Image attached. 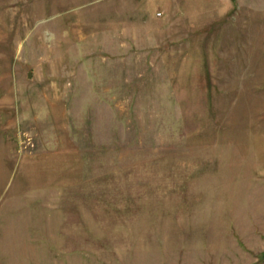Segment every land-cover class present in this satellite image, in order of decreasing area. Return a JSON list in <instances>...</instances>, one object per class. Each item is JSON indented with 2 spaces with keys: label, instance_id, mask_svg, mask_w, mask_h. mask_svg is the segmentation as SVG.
<instances>
[{
  "label": "rangeland",
  "instance_id": "rangeland-1",
  "mask_svg": "<svg viewBox=\"0 0 264 264\" xmlns=\"http://www.w3.org/2000/svg\"><path fill=\"white\" fill-rule=\"evenodd\" d=\"M0 264H264V0H0Z\"/></svg>",
  "mask_w": 264,
  "mask_h": 264
}]
</instances>
